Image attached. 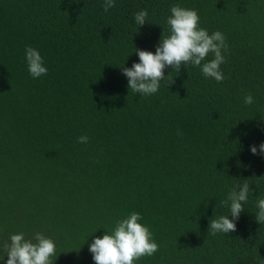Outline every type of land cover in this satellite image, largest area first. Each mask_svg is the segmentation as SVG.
I'll return each mask as SVG.
<instances>
[{"label":"trees","instance_id":"16d2710c","mask_svg":"<svg viewBox=\"0 0 264 264\" xmlns=\"http://www.w3.org/2000/svg\"><path fill=\"white\" fill-rule=\"evenodd\" d=\"M174 3L226 35L225 79L168 67L158 93L132 92L121 67L139 61L135 46L155 51ZM29 45L47 75L29 74ZM262 118L264 0H116L108 11L103 0H0V245L44 232L56 264H95L92 233L135 211L159 246L136 264H264V155L250 151ZM244 182L256 191L237 229L213 234L214 211L227 215L229 187Z\"/></svg>","mask_w":264,"mask_h":264},{"label":"clouds","instance_id":"9594fccd","mask_svg":"<svg viewBox=\"0 0 264 264\" xmlns=\"http://www.w3.org/2000/svg\"><path fill=\"white\" fill-rule=\"evenodd\" d=\"M114 7L116 0H103L105 11ZM170 13L166 17L168 34H164L163 28L162 38L155 51L135 46L133 53L138 54L139 61L131 67H125L126 63L121 67L132 92L145 97L158 93L162 82L167 81L170 75H165L168 67L180 71L182 67H198L206 79L212 78L217 82L225 79L221 66L227 61L225 53L229 46L226 35L220 30L210 32L202 27L196 9L174 3ZM148 15L146 8L137 11L134 14L135 23L139 26L149 23ZM25 61L33 79L49 72L46 58L37 47L29 45L25 48ZM255 100L251 93L243 97L245 105H253ZM78 139L81 143H87L89 137L82 135ZM250 151L253 155H264V142L251 145ZM251 186L244 182L229 187L222 201L229 212L216 216L214 211L209 224L213 234L228 235L237 229V222L246 211L245 205L249 202L250 194L256 191ZM254 203L255 218L261 224L264 222V194L256 196ZM142 221V214L133 211L117 219L114 227H101L106 229L102 236L95 235L101 228L93 232L89 251L95 264H136L141 257L154 255L158 251V243L148 225ZM57 248V242L44 232H35L31 237L22 231L15 232L9 242L0 245V264H3L5 257L6 264H56Z\"/></svg>","mask_w":264,"mask_h":264}]
</instances>
